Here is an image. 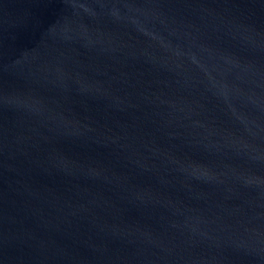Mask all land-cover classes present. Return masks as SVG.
<instances>
[{"label":"water","instance_id":"water-1","mask_svg":"<svg viewBox=\"0 0 264 264\" xmlns=\"http://www.w3.org/2000/svg\"><path fill=\"white\" fill-rule=\"evenodd\" d=\"M0 264H264V0H0Z\"/></svg>","mask_w":264,"mask_h":264}]
</instances>
